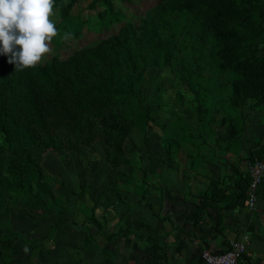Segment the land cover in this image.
Listing matches in <instances>:
<instances>
[{"label": "rangeland", "instance_id": "1", "mask_svg": "<svg viewBox=\"0 0 264 264\" xmlns=\"http://www.w3.org/2000/svg\"><path fill=\"white\" fill-rule=\"evenodd\" d=\"M162 2L56 0L50 51L18 72L41 81L53 65L74 76L122 45L144 71L136 97L115 94L103 111L130 121L126 135L114 120L108 138L88 144L82 133L42 150L32 195L0 190V264H127L119 245L144 246L155 181L175 184L214 157L264 159V0H212L211 12L183 0L166 21ZM139 252L131 258L143 264Z\"/></svg>", "mask_w": 264, "mask_h": 264}, {"label": "trees", "instance_id": "2", "mask_svg": "<svg viewBox=\"0 0 264 264\" xmlns=\"http://www.w3.org/2000/svg\"><path fill=\"white\" fill-rule=\"evenodd\" d=\"M205 1L211 12L212 0ZM160 6L158 16L166 21L171 14L185 8L186 2L163 0ZM215 19L222 25L217 12ZM140 62L142 59L131 55L127 46L122 45L99 56L94 67L80 68L74 76L52 65L47 67L45 79L35 81L15 70L6 55H0V190H19L32 195V182L42 172L34 156L42 150L72 147L82 133L88 144L108 138L116 126L112 125L114 120L121 123L116 127L117 132L126 135L130 121L112 111L104 115L103 111L112 106L115 94L136 97L132 85L143 74L144 66ZM75 129L77 132L70 135ZM255 157L263 159L252 155L248 160ZM217 193H212L211 200L217 198ZM241 193L245 198L246 193ZM45 194L50 196L51 192L46 190Z\"/></svg>", "mask_w": 264, "mask_h": 264}, {"label": "crops", "instance_id": "3", "mask_svg": "<svg viewBox=\"0 0 264 264\" xmlns=\"http://www.w3.org/2000/svg\"><path fill=\"white\" fill-rule=\"evenodd\" d=\"M210 160L199 171L180 173L175 184H152L144 246L128 247L123 241L119 245L127 264H136L131 257L137 251L143 264H201L202 248L224 251L243 233L249 240L238 264H264V188L258 190L255 209L249 210L241 193L246 191L248 178L246 159L236 167L229 165L227 157ZM215 191L217 198L211 200Z\"/></svg>", "mask_w": 264, "mask_h": 264}, {"label": "clouds", "instance_id": "4", "mask_svg": "<svg viewBox=\"0 0 264 264\" xmlns=\"http://www.w3.org/2000/svg\"><path fill=\"white\" fill-rule=\"evenodd\" d=\"M56 0H0V55L16 69L35 66L50 51L59 29ZM65 34V38L68 37Z\"/></svg>", "mask_w": 264, "mask_h": 264}, {"label": "built area", "instance_id": "5", "mask_svg": "<svg viewBox=\"0 0 264 264\" xmlns=\"http://www.w3.org/2000/svg\"><path fill=\"white\" fill-rule=\"evenodd\" d=\"M245 171L248 176L244 204L249 210L256 207L258 190L264 188V159L253 158L245 160ZM249 236L243 233L241 238L230 241L224 251L216 252L209 248H202L200 251L201 264H238L246 252Z\"/></svg>", "mask_w": 264, "mask_h": 264}]
</instances>
